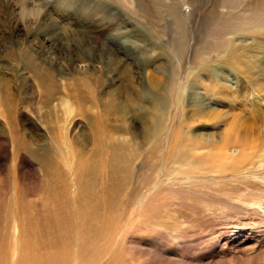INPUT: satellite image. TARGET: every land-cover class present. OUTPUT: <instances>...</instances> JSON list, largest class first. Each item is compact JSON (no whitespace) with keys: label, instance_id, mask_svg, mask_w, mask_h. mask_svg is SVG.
<instances>
[{"label":"rangeland","instance_id":"1","mask_svg":"<svg viewBox=\"0 0 264 264\" xmlns=\"http://www.w3.org/2000/svg\"><path fill=\"white\" fill-rule=\"evenodd\" d=\"M231 1L0 0V251L31 248V234L52 228L47 198L56 192L36 160L3 149L11 115L33 153L57 159L52 137L64 130L71 161L92 155L97 136L138 156L94 248L80 258L74 230L61 235L65 264H264V105L209 91L264 88V53L247 55L256 39L264 46V0ZM159 119L183 141L234 125L253 166L233 178L194 164L176 140L151 149ZM66 185L73 213L78 191Z\"/></svg>","mask_w":264,"mask_h":264},{"label":"bare ground","instance_id":"2","mask_svg":"<svg viewBox=\"0 0 264 264\" xmlns=\"http://www.w3.org/2000/svg\"><path fill=\"white\" fill-rule=\"evenodd\" d=\"M232 3L235 5L236 1L232 0ZM176 34L181 36L176 50L179 54L184 50V41L181 33L177 32ZM260 37H263L262 40H264V35ZM254 38L256 39V37ZM256 40L252 46L247 48L249 50L247 54L248 62L259 53H264V46ZM236 56L237 53H232L229 50L227 54L228 63H231V59ZM245 68L246 70L243 74H250L244 79L252 81L253 76H255V74L251 75L253 72L252 66L247 65ZM250 83L246 88H242L239 85L234 92L230 90V94H227L226 89L219 87H212L209 91L212 96L218 95L228 103H230L231 97L241 103L248 100L250 105L258 109L260 104L264 105L263 84ZM243 90H245V93ZM169 93L171 94V91ZM234 94L236 95L234 96ZM166 100L167 95L165 99H157L156 103L162 109L166 104ZM65 105L67 104L65 103ZM2 107L4 108V105ZM65 113L69 114L70 109L67 108ZM202 114L199 109L192 110V120H198L200 116H203ZM9 116V121H11L10 132L2 138L3 149L10 152L11 158H16L20 153L25 152L36 160L46 184H51L52 188H54L52 184H56V192H54V196L47 198L48 205L53 207L52 213L47 216V222L53 224L52 228L50 226L47 227L43 236L31 234V248H23V245H19L20 249H2L0 251V264H65L64 241L67 236L61 235L70 233L72 229L74 230L72 232L75 233H71L70 237L77 240L76 251L78 256L83 258L86 252L93 249L96 245L100 231L108 221L109 214L107 213L116 205L117 200H115V197L118 191L131 183L135 169L133 162L138 159V156L132 152L127 154L124 151L123 144L119 141L109 137L108 139L103 137V139L101 136H97L92 148V155L83 156L79 154L74 161H71L64 130L59 140L55 136L52 137L57 159L49 157L46 153H33L30 151L28 142L20 136L13 126L11 115ZM216 117L219 118L220 114L216 116V114L210 113L209 119L208 117L207 119L212 121L217 119ZM154 128L151 133V144L149 146L151 149L156 150L163 139L167 140L169 145L176 140L175 145H177L178 149L182 147L191 150L194 164L203 162L208 166L210 172L235 178L238 175L236 172L238 169L253 166L248 155L250 143L246 137L241 138L239 129L234 127V125L228 126L216 137L209 136L203 140L191 136V139L188 137V141H185L187 137L185 138L182 134L177 133L178 130L167 129L160 119L156 122ZM99 133L98 135H101ZM183 138H185L184 141L182 140ZM174 148L172 146V149ZM61 164L65 168V172L60 169ZM260 164L259 162L258 165ZM66 184H72L73 188L78 191V195L74 198L76 200H74L75 210L73 213L70 208L69 197H67ZM96 188H100L101 191L99 190L96 193ZM98 194L101 195L98 196ZM85 203L88 208L84 206ZM74 226L75 228H73ZM7 254L9 257L6 259Z\"/></svg>","mask_w":264,"mask_h":264}]
</instances>
